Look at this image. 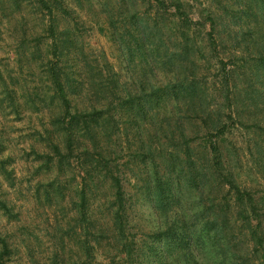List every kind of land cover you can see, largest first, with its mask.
Returning <instances> with one entry per match:
<instances>
[{
    "label": "rangeland",
    "instance_id": "1",
    "mask_svg": "<svg viewBox=\"0 0 264 264\" xmlns=\"http://www.w3.org/2000/svg\"><path fill=\"white\" fill-rule=\"evenodd\" d=\"M73 1L67 0L76 13L75 20H78L79 26L71 19L67 24L73 31L78 56L62 57V65L64 71L73 74L74 79L87 75L84 84L95 90V103H105L108 99L104 105L111 111L112 117L100 121L96 141L113 160V171L120 176L126 195L133 183L128 179L131 171L144 166L139 155L149 158L145 165L159 155L177 171H187L189 175V161L195 163L197 170L205 165V150L200 147V140H191L197 135L200 119H197L196 112H186L189 103L194 104L196 111V99L184 100L183 94H179L180 100L163 96L147 121L141 123L140 137H137L136 129L130 127V104L121 117L120 104L123 101L120 98L125 93L117 94L106 85V65L116 73V79L127 86L128 93L137 97L152 95V87H177L181 82L195 81L201 95L207 98V104L227 107L228 103L222 100L219 91L223 77L222 61L229 70L235 69L234 76H247V80H242L241 87L245 90L244 96L249 94L254 100H246L244 105L239 103L245 115L244 126L232 128L231 124L228 140L221 144V148L227 157H231L232 167L239 174L237 183L250 190L255 198L261 199L264 196V159H260L258 149L264 147V96L257 99V95H264V89L256 78L258 72L250 70L257 54L248 57L237 55L242 45L244 49L247 46L252 49L253 44L247 38L249 30L234 35L240 25L226 16L217 26L218 46L212 48L207 37L211 31L210 24L204 21L208 15L225 14L224 7L228 1L182 0L188 2L187 12L193 21L205 23L206 27L198 26L195 31L194 28L187 31L185 50L180 54L182 59L178 62L174 60L177 64H162L157 68L151 62L150 66L142 65L134 69V66L130 69L122 63L118 45L112 40H115L113 33L118 36L125 31V25L132 27L131 18L137 13L151 23L157 19V26L164 33V45L172 49L174 40H168L167 34L171 33L163 27L166 23L170 27V22L177 24L175 10L171 7L173 0H163L167 8H160L155 0H83L82 8ZM48 19V12L34 0H0V255L4 252L1 242L6 241L10 251L6 264L85 262L81 247L86 238L80 232L76 233L74 227L79 218L77 207L81 201L76 189L83 175L82 161L87 157L74 150L72 157L67 158L69 154L65 141L58 132L61 128L57 119L61 108L57 99L54 100L47 73V60H57L46 52L47 44L51 43L46 32ZM65 28L66 25L61 22L59 30ZM175 35L173 39L180 37ZM145 77L152 87L144 86ZM170 83L173 85H168ZM130 89L134 91L130 92ZM178 89L175 88L176 93ZM173 90L170 89L171 92ZM170 96L176 95L173 93ZM253 103L255 106H252ZM259 122L261 128L257 129L255 125ZM181 133L186 136L185 139ZM57 141L65 160L70 162V165L64 162L61 175H58L57 160L53 164L50 161L54 155L51 144ZM84 141L94 152L90 137H85ZM186 145L190 146V159L185 153ZM93 156L97 158L95 154ZM100 183V193L90 197L89 204L96 219L106 224L111 235V218L107 211L99 209L101 201H105L111 191L108 183L102 180ZM225 195V191L220 194L214 192L210 195L208 206L216 199L224 201ZM261 205L264 207V204ZM87 238L94 245L93 231ZM105 243L102 249L97 247L92 252L93 264H109V258L101 252L110 251Z\"/></svg>",
    "mask_w": 264,
    "mask_h": 264
},
{
    "label": "trees",
    "instance_id": "2",
    "mask_svg": "<svg viewBox=\"0 0 264 264\" xmlns=\"http://www.w3.org/2000/svg\"><path fill=\"white\" fill-rule=\"evenodd\" d=\"M34 1L40 8L48 12V30L46 32L50 36L51 43L47 44L46 52L47 55L57 59L56 61L53 59L47 60V73L52 83L54 100L57 99L59 108H61L60 116L57 119L58 126L61 128L58 132H60L65 141L66 151L69 154L67 158L72 157L74 150L82 152L87 157V159L82 161L84 166L83 175H81L76 189L81 196V201L77 207L79 218L77 219V225L74 227L76 233L78 231L86 238L85 242H82L81 247L85 253V262L83 264H93L92 252L94 253L97 247L102 249L104 242H106V248L110 247V251L101 252L104 257L109 258V264H133L134 247L128 242L121 216L127 195L120 176L115 175L113 171V160L109 159L107 150L103 148L100 142L96 141L99 135L100 121L112 117L111 111L107 108L105 109L106 105H104L108 99H105V103H95V90L92 91L89 86L84 84V79H86L87 75L74 79L71 76L73 74L70 75L64 71L62 65V57L69 58L71 54L74 57L78 56L77 51L79 49L76 46L73 31L67 24L68 20L71 19L76 26H79L78 20H75L76 13L68 5L67 0ZM226 1H228V5L224 7L226 8L225 14L222 13L221 16L215 15V17L208 15L204 19L210 24L211 31L207 37L209 45L214 49H216L219 42L217 26L221 19H224L225 16L230 17L231 22L241 26V23H246L248 19L258 16L261 5H264V0H249L248 7L241 12L237 8V0ZM73 2L82 8L83 0H74ZM155 2L160 8H167L165 1L155 0ZM188 6V2L173 0L171 7L175 10L177 24L170 22V27H168V23L164 27L162 26L166 29V32L171 33L167 34V37L168 40H174L172 49L164 45L166 43L163 41L164 33L162 28L157 26V19L151 23L147 18L140 17L139 14L134 13V17L131 18L133 26L129 28L125 25V31L122 34L117 36L116 33H113L114 37H112L115 38V40H112L118 45L122 63L130 69L133 66L132 69L142 65L150 66L151 62L157 65V68L158 66L161 67L162 64H177L174 60L178 62L182 59L180 54L181 51L185 50L187 31L193 28L195 31L198 26L206 27L205 23L193 21L187 12ZM61 22L66 25V28L62 31L59 30ZM126 24L130 25V23ZM254 32L249 30L247 38L253 44V48H256L260 38L256 32V37H254ZM175 34L180 35V37L173 39L172 36H176ZM161 47H164V49L162 50ZM249 49V46H247L244 50L250 51ZM256 52L255 64L250 70L258 72L256 78L264 89V50L256 48ZM220 64L223 77L219 91L222 94V100L228 103L227 107L223 104H207V98L201 95V89L195 81H184L177 87L168 86L161 89L152 87L154 90L152 95L145 96L143 94L139 97L128 93L127 86L125 87L116 79V73H114L113 69L110 70L109 68L111 67H108V65H106L107 77L105 81L107 82L106 85L115 90L117 94L119 92L125 93L120 98L123 101L120 104L121 117L125 115L123 110L130 104V127L136 129L137 137H140L141 123H145L150 112L159 106V102L163 97L160 96L162 92H171L170 89L179 88L177 93L176 91L174 92L176 96L169 95L167 97H175L180 100V95L183 94L184 100L196 99V111L194 104L189 103L186 105V112H196L197 119H200V123L197 126V135L191 140L201 141L200 147L205 150L203 156L206 159V163L197 170L195 163L189 161L188 165L192 168V171L191 168H187V170L189 169L190 177H195L197 181L202 179L210 185V195L214 192L215 194L226 192L224 201H218L217 199L216 201H211L212 204L207 206L206 209L210 219L206 218L202 222L201 231L206 232L204 237L205 264H220L224 256L217 254L216 248L224 241L230 243L233 251L251 245L249 253L241 259V264H264V207L261 205L264 204V196L261 199L255 198L250 190L242 188L237 183L239 174L232 167L231 157H227L221 148V144L226 143L228 140L231 124L232 128H235L236 125L244 126L243 118H245V115L239 108L241 107L239 103L244 105L247 102L246 100L252 102L254 99L249 94L245 97V90H242L243 86L241 87V84H243L242 80H247V76L239 74L234 76V73H236L235 69L229 70L222 61ZM70 70L72 71V69ZM142 82L140 83L143 84ZM168 85L173 84L170 83ZM99 90L102 91L101 88ZM203 94L205 95L204 92ZM152 96H160V99L152 100L150 103L143 105L137 103L143 97ZM261 96L264 95L258 94L257 99ZM252 106H255L254 103ZM255 127L260 129V122ZM87 136L90 137L94 152L90 151L87 146L88 143L84 141ZM181 136L184 137L183 133H181ZM185 138L186 136L183 139ZM51 146L54 153L52 159H50L51 164L57 160L58 175H61L64 162H67L68 165H70V162L65 160V155L62 153L58 141L52 142ZM186 147L185 153L189 157L190 146L186 145ZM94 154L97 158L93 156ZM258 155L261 156L260 159H264V147L261 146L258 149ZM139 158H141V162L144 165L146 164L145 161L149 160L144 155H139ZM101 180L103 183L109 184L111 191V195L105 201H101L103 203L99 205L100 211H107L111 218V235L106 229V224L96 219L89 204V198L100 193L99 185ZM196 199L198 200L199 198L197 197ZM6 210L8 209L6 208ZM91 231H93L94 245L87 238L91 235ZM1 243L4 252L0 255V264H6V261L10 259V251L6 241ZM53 264L58 263L54 262Z\"/></svg>",
    "mask_w": 264,
    "mask_h": 264
},
{
    "label": "clouds",
    "instance_id": "3",
    "mask_svg": "<svg viewBox=\"0 0 264 264\" xmlns=\"http://www.w3.org/2000/svg\"><path fill=\"white\" fill-rule=\"evenodd\" d=\"M248 4L249 0H237L241 12ZM248 30L257 33L260 42L256 48L264 50V5L259 15L241 23L234 35ZM256 48L245 52L242 45L237 55H256ZM147 80L145 77L144 86L152 87ZM174 92L175 89L162 92L160 96L167 97ZM160 96L143 97L137 103H150ZM128 179L133 183L128 187L121 216L128 242L134 247L133 264H205L206 232L201 229L202 222L210 219L206 212L210 185L190 177L187 171H177L159 155L131 171ZM250 248L248 245L233 251L230 243L224 241L216 251L224 256L220 264H241Z\"/></svg>",
    "mask_w": 264,
    "mask_h": 264
}]
</instances>
